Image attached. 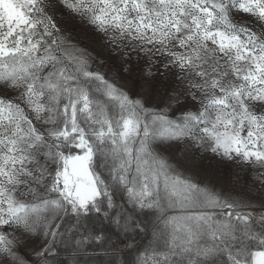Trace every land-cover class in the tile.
<instances>
[{"label": "snow or ice", "instance_id": "snow-or-ice-1", "mask_svg": "<svg viewBox=\"0 0 264 264\" xmlns=\"http://www.w3.org/2000/svg\"><path fill=\"white\" fill-rule=\"evenodd\" d=\"M0 264H264V0H0Z\"/></svg>", "mask_w": 264, "mask_h": 264}, {"label": "rangeland", "instance_id": "rangeland-1", "mask_svg": "<svg viewBox=\"0 0 264 264\" xmlns=\"http://www.w3.org/2000/svg\"><path fill=\"white\" fill-rule=\"evenodd\" d=\"M107 71V69H105ZM131 86V84H129ZM213 168L218 169V172H211V178L225 186H231L236 192H244L248 186L251 185L250 175L255 174V170L249 169L246 165L242 167L233 166L231 169L225 165H216L213 162ZM238 174L239 180L235 181L234 178Z\"/></svg>", "mask_w": 264, "mask_h": 264}]
</instances>
